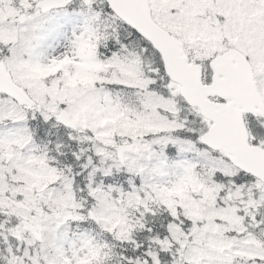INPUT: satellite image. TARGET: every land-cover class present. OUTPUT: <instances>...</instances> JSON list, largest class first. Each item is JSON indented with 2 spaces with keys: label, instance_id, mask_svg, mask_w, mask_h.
I'll return each instance as SVG.
<instances>
[{
  "label": "snow or ice",
  "instance_id": "snow-or-ice-1",
  "mask_svg": "<svg viewBox=\"0 0 264 264\" xmlns=\"http://www.w3.org/2000/svg\"><path fill=\"white\" fill-rule=\"evenodd\" d=\"M0 264H264V0H0Z\"/></svg>",
  "mask_w": 264,
  "mask_h": 264
}]
</instances>
